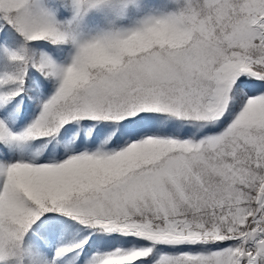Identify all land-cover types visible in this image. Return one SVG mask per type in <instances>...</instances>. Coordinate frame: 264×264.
Here are the masks:
<instances>
[{
    "label": "snow or ice",
    "instance_id": "snow-or-ice-1",
    "mask_svg": "<svg viewBox=\"0 0 264 264\" xmlns=\"http://www.w3.org/2000/svg\"><path fill=\"white\" fill-rule=\"evenodd\" d=\"M0 264H264V0H0Z\"/></svg>",
    "mask_w": 264,
    "mask_h": 264
}]
</instances>
